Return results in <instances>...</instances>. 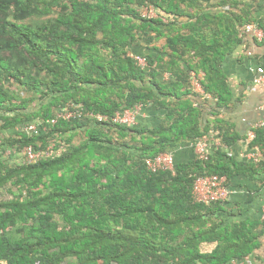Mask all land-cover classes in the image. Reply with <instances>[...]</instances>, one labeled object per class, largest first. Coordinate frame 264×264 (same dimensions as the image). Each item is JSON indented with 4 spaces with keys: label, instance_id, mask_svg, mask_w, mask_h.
I'll list each match as a JSON object with an SVG mask.
<instances>
[{
    "label": "trees",
    "instance_id": "obj_1",
    "mask_svg": "<svg viewBox=\"0 0 264 264\" xmlns=\"http://www.w3.org/2000/svg\"><path fill=\"white\" fill-rule=\"evenodd\" d=\"M150 8L156 18L141 15ZM254 11L231 0H0V192L23 191L0 201V264H228L253 255L264 219L234 221L229 199L196 203L192 189L201 176L225 177L229 188L264 167V128L251 141L260 159L239 162L228 150L242 137L203 123L207 102L193 86L194 75L215 109L230 105L222 67L247 25L264 32ZM72 103L110 117L146 105L156 119L52 125ZM26 124L38 134L17 131ZM212 133L222 147L207 161L148 170L147 159ZM50 139L65 142L62 156L29 166L3 158L8 147ZM205 244L216 246L203 252Z\"/></svg>",
    "mask_w": 264,
    "mask_h": 264
},
{
    "label": "crops",
    "instance_id": "obj_2",
    "mask_svg": "<svg viewBox=\"0 0 264 264\" xmlns=\"http://www.w3.org/2000/svg\"><path fill=\"white\" fill-rule=\"evenodd\" d=\"M231 1L253 6L256 19L264 22V0ZM225 10H229V6L225 7ZM140 13L145 17V10H141ZM253 25L259 28L257 24ZM259 29L262 31L261 28ZM240 37L241 45L226 58L222 67L226 83L232 93L230 105L227 108L215 109L216 99L210 95L206 98L199 90H194L202 97V102H207L202 109V121L205 125H209V128L231 127L232 132L242 137L232 149L228 150L229 155L239 162L257 163L256 160L249 161L248 156L257 154V159H260V153L255 148L252 149V140L245 138L252 126L264 119V90L254 85L255 74L251 72V70L264 66V37L262 40L254 39L246 30H243ZM164 44L165 41L160 40L155 45L160 48ZM140 53L143 55L146 50H141ZM163 79L167 80L168 75H165ZM213 110L217 111V114L212 113ZM143 115L139 122L147 123L149 120L156 119L153 114H150L148 108L144 109ZM172 152L175 153V159L177 158L180 162H187L194 157L189 142H184ZM229 189L231 192L229 210L233 213L234 221H262L264 219V167L251 176H235L229 184ZM259 244L255 253L250 257L255 264H264V236L260 237ZM215 246L205 244L202 246L203 252H211Z\"/></svg>",
    "mask_w": 264,
    "mask_h": 264
},
{
    "label": "built area",
    "instance_id": "obj_3",
    "mask_svg": "<svg viewBox=\"0 0 264 264\" xmlns=\"http://www.w3.org/2000/svg\"><path fill=\"white\" fill-rule=\"evenodd\" d=\"M147 14V16H146ZM145 17L156 18L155 11L150 9H145ZM248 34H251L254 39L262 40L264 33L255 25L250 24L245 28ZM136 62L137 66L145 68L147 66L146 59L135 57L130 55ZM255 74L254 85L264 90V66H260L255 70H251ZM193 86L195 89L199 90L202 96L208 98L209 95L204 94L197 79L193 75ZM149 108L146 105H138L131 110H125L122 112H117L114 116L110 117L102 114L94 113H84L83 107L81 105L69 104L64 108L56 110V114L51 120V124L56 125L59 121H71L76 119H81L83 117L90 118L99 124H112L117 126H136L139 123V119L143 117L144 109ZM259 128H264V119L252 126V129L248 133L247 138L253 140L255 137V130ZM17 131L22 134H38L39 128L35 125H22L17 128ZM190 148H192L194 156L200 161H207L209 158V153L212 149H218L222 147L220 140L215 134L204 135L196 140L190 141ZM66 144L63 141L50 139L45 146L39 144L38 148L35 149L32 146L23 148L22 150L16 147H8L4 153L3 158L11 166H29L37 164L41 161L54 159L62 156L66 151ZM258 155L253 154L248 156L249 161L256 162ZM146 166L151 173L158 172H174L175 166V153L168 152L163 153L155 158L147 159ZM230 189L227 186V179L225 177L218 176H201L197 178L193 184L192 197L196 203L210 205L216 202H224L230 198ZM228 264H255L251 257H245L243 259H234Z\"/></svg>",
    "mask_w": 264,
    "mask_h": 264
},
{
    "label": "rangeland",
    "instance_id": "obj_4",
    "mask_svg": "<svg viewBox=\"0 0 264 264\" xmlns=\"http://www.w3.org/2000/svg\"><path fill=\"white\" fill-rule=\"evenodd\" d=\"M146 16H147V14H146ZM132 54V52L129 54V56ZM133 55V54H132ZM13 90H15V91H17L18 92V97L19 96H23V98H25V99H27V98H30L31 96H27V95H25V91H23L21 88H18L17 86H14V89ZM33 97V96H32ZM3 134V133H2ZM3 137H6V135L4 136V134L3 135H1V139L3 138ZM15 189H12V188H5V189H3L1 192H0V201H8V200H11L13 197L15 198H17V197H19V196H21L22 195V190L20 189V188H17V187H14ZM22 191V192H21Z\"/></svg>",
    "mask_w": 264,
    "mask_h": 264
}]
</instances>
